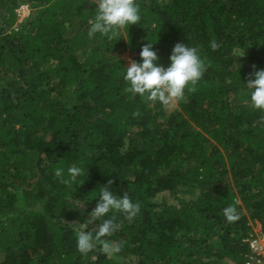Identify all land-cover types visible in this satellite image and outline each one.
Wrapping results in <instances>:
<instances>
[{
    "label": "trees",
    "instance_id": "16d2710c",
    "mask_svg": "<svg viewBox=\"0 0 264 264\" xmlns=\"http://www.w3.org/2000/svg\"><path fill=\"white\" fill-rule=\"evenodd\" d=\"M136 3L117 41L88 36L92 0H0V264H245V212L264 234V110L246 86L264 69V0ZM148 42L164 67L178 42L204 62L175 110L127 91L114 54L140 61ZM109 181L140 205L106 217L120 263L76 245Z\"/></svg>",
    "mask_w": 264,
    "mask_h": 264
},
{
    "label": "clouds",
    "instance_id": "9594fccd",
    "mask_svg": "<svg viewBox=\"0 0 264 264\" xmlns=\"http://www.w3.org/2000/svg\"><path fill=\"white\" fill-rule=\"evenodd\" d=\"M96 5L94 16L89 19L88 36L94 37L96 34L107 37L109 40L117 41L124 38L120 35L125 28L140 23L141 14L136 0H92ZM129 34V32H128ZM128 39V38H124ZM155 43H146L140 51V61L129 58V64L125 67L124 79L128 85L127 91L140 95L151 101H159L163 105L180 99L184 96L185 90L195 85L202 77L205 65L198 54V50L193 46H186L183 43H176L172 48L169 57L170 63L167 67L159 64L160 57L154 50ZM212 47L216 45L213 43ZM242 52L236 50L234 56L237 60L243 57ZM249 93V101L254 109L264 110V69L254 71L250 74V79L246 84ZM68 179L64 183L76 181L77 177L83 174V169L72 166L67 169ZM56 176L63 175V169H57ZM99 188V196L96 207L88 215L89 221L96 225L95 234L92 231L80 230L76 236L77 250L81 253H88L99 246L105 254H115L120 251L118 245H114L107 237L114 233L116 225L109 213L120 212L131 219L140 211V205L134 203L128 195L118 196L114 194L110 187ZM86 211V210H85ZM233 209H225V214L229 220L236 217L232 214ZM103 219L102 223H97ZM252 234V233H251Z\"/></svg>",
    "mask_w": 264,
    "mask_h": 264
},
{
    "label": "rangeland",
    "instance_id": "374dc122",
    "mask_svg": "<svg viewBox=\"0 0 264 264\" xmlns=\"http://www.w3.org/2000/svg\"><path fill=\"white\" fill-rule=\"evenodd\" d=\"M17 13H18V17H19V19H18V23L20 24L21 22H23L25 19H27L29 16H31L32 15V13H33V11L27 6V5H21L19 8H17ZM116 57H120L121 59H123L124 60V62H125V65L126 66H128V64H129V58H131L130 57V54L128 53V52H126L125 53V51H123V52H116L115 54H114ZM244 58L246 57V54H244V56H243ZM242 57H239V58H237V59H241ZM240 65V64H239ZM179 102H180V99H177V100H174V101H172V102H170L169 104H168V108H169V111H172V110H175V109H177L178 108V104H179ZM197 192L193 195V196H191L189 199H195L196 198V196H197ZM245 214L247 215V217L249 218V222H250V225H251V227H252V234H258V233H260L262 230H261V226H260V224L259 223H257V222H255V221H252L251 219H250V216H249V214L248 213H246L245 212ZM110 257L115 261V262H122V261H125V259L124 258H121L120 256H118V254L117 253H115V254H110Z\"/></svg>",
    "mask_w": 264,
    "mask_h": 264
},
{
    "label": "built area",
    "instance_id": "2783aa9c",
    "mask_svg": "<svg viewBox=\"0 0 264 264\" xmlns=\"http://www.w3.org/2000/svg\"><path fill=\"white\" fill-rule=\"evenodd\" d=\"M249 248L248 260L245 264H264V234H251L245 241Z\"/></svg>",
    "mask_w": 264,
    "mask_h": 264
}]
</instances>
